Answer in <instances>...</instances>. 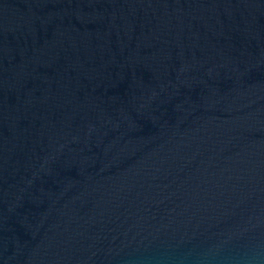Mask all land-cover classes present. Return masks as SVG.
<instances>
[{
	"label": "water",
	"instance_id": "water-1",
	"mask_svg": "<svg viewBox=\"0 0 264 264\" xmlns=\"http://www.w3.org/2000/svg\"><path fill=\"white\" fill-rule=\"evenodd\" d=\"M0 264H264V0H0Z\"/></svg>",
	"mask_w": 264,
	"mask_h": 264
}]
</instances>
